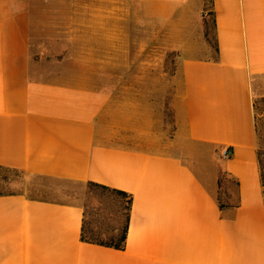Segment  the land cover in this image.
<instances>
[{"label":"crops","instance_id":"crops-1","mask_svg":"<svg viewBox=\"0 0 264 264\" xmlns=\"http://www.w3.org/2000/svg\"><path fill=\"white\" fill-rule=\"evenodd\" d=\"M36 1L0 0V167L122 191L129 223L115 250L81 240L79 205L0 195V264H264L253 106L264 98V0H211L208 38L205 0H146L179 58L169 129L144 99L142 123H127L92 71H52L36 58ZM94 31L91 45L114 44V24ZM220 171L237 182L221 203L237 207L218 206Z\"/></svg>","mask_w":264,"mask_h":264},{"label":"rangeland","instance_id":"rangeland-1","mask_svg":"<svg viewBox=\"0 0 264 264\" xmlns=\"http://www.w3.org/2000/svg\"><path fill=\"white\" fill-rule=\"evenodd\" d=\"M153 4L146 0H37L32 54L52 71H92L93 82L113 88L127 123H142L144 99L157 116L162 114L163 126L169 129L171 99L182 80L178 54L170 50L163 26L155 20ZM204 9L211 32V0H205ZM97 23L114 24L113 45H107L106 39L102 45H91ZM254 104L258 149L264 157V100L255 97ZM214 157L222 163L220 150ZM223 190L217 189L220 202ZM16 193L79 205L85 215V237L93 241L109 242L117 236L116 229H121L127 215V200L109 191L0 170V194Z\"/></svg>","mask_w":264,"mask_h":264},{"label":"trees","instance_id":"trees-1","mask_svg":"<svg viewBox=\"0 0 264 264\" xmlns=\"http://www.w3.org/2000/svg\"><path fill=\"white\" fill-rule=\"evenodd\" d=\"M211 6H212V2H211ZM204 12H205V9H204ZM209 15L211 17V26H213L214 21H213V17H212L213 13L211 10L209 11ZM203 25H204V29H205V37L208 38L209 28L207 25L206 16H204V18H203ZM214 50L215 51L217 50L216 46H214ZM262 99L264 100V98H262ZM253 106H254V111H255V104ZM258 164H259V170H260V178H261L262 183H264V157H263V154L261 153V151L259 149H258ZM0 170L6 171V170H11V169L0 167ZM1 179L6 180V177L3 176V177H1ZM230 183H233L235 186L237 185V182L233 178H231L228 175V173L220 171L218 173V179H217L218 188H222L223 186L225 188L226 184H230ZM86 184L93 186V187L100 188L102 190L109 191L112 194H115V195H117L123 199H126L128 209H127V215H126L125 221L123 223V226L121 227V229H116L117 236H115V237L112 236L109 239V242H104L102 240H98V241L88 240L85 237V232H84L85 224H84V230H83V233L81 236V240L83 242H86V243L95 244V245H99V246H103V247H107V248H112L115 250H124L126 233H127V229H128V223H129V211H130V204H131V196L122 192V191L107 188V187H104V186H101L98 184H94V183H86ZM0 195H7V194H0ZM217 203H218V206L220 209H223L224 207H237V205L230 204V202L228 201V197L226 198L225 203L222 204L219 200H217ZM84 217H85V215H84Z\"/></svg>","mask_w":264,"mask_h":264},{"label":"built area","instance_id":"built-area-1","mask_svg":"<svg viewBox=\"0 0 264 264\" xmlns=\"http://www.w3.org/2000/svg\"><path fill=\"white\" fill-rule=\"evenodd\" d=\"M230 151H229V149H226V148H224V149H222L221 151H220V155H221V158L223 159V160H226V159H228L229 157H230Z\"/></svg>","mask_w":264,"mask_h":264}]
</instances>
